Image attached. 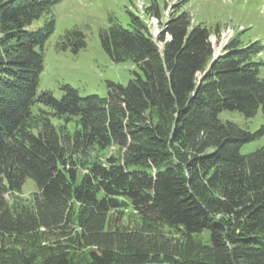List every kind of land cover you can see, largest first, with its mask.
<instances>
[{"label":"trees","instance_id":"obj_1","mask_svg":"<svg viewBox=\"0 0 264 264\" xmlns=\"http://www.w3.org/2000/svg\"><path fill=\"white\" fill-rule=\"evenodd\" d=\"M57 2L0 0V264H264V144L241 152L263 128L219 118L264 110L253 58L261 46L213 57L209 31L190 26L185 13L168 17L159 46L132 16L98 35L112 62L134 65L127 84L108 81L104 96L60 84L57 98L38 92L55 26L45 14ZM82 41L68 29L59 49L76 53ZM51 118L77 128L59 129ZM110 146L117 153L90 159ZM27 179L39 190L33 206L11 208L8 192ZM121 207L137 213L138 228L114 223L109 212ZM204 230L209 244L193 238ZM42 233L65 243L37 245Z\"/></svg>","mask_w":264,"mask_h":264},{"label":"rangeland","instance_id":"obj_2","mask_svg":"<svg viewBox=\"0 0 264 264\" xmlns=\"http://www.w3.org/2000/svg\"><path fill=\"white\" fill-rule=\"evenodd\" d=\"M180 13H185L190 26L207 28L213 46V57L234 45L261 46L253 58L259 62V75L264 79V0H58L50 13L45 14L55 20V26L43 46L44 65L39 77L38 92L48 90L59 98L62 95L60 84H69L81 95L104 96L108 81L127 84L136 70L134 65L129 61L112 62L101 48L99 31L111 23L127 27L131 23V17L136 16L157 42L168 17ZM46 16L34 22V26L38 27L43 23ZM71 28L79 29L84 38L82 49L76 53L70 46L59 49L64 32ZM157 43L161 45V42ZM38 107V104H34L32 110L37 111ZM219 118L230 120L249 131L263 128L264 132V110L261 109L251 118H245L238 111L223 110L219 113ZM51 123L69 132L77 128L71 122L64 123L56 118H51ZM263 144L264 133L243 144L241 152L249 153ZM115 153L117 148L110 146L102 151H93L90 159L96 156L104 160ZM77 166L78 175L81 176L86 168L80 163ZM38 195L36 184L27 179L19 191H9L6 200L11 208L32 207ZM109 215L114 223L117 222L124 229L139 227L140 218L131 207L110 210ZM160 231L178 236V233L166 226H161ZM40 237L37 245L56 247L65 243L58 234L42 233ZM193 238L198 243L209 244L207 230L193 235ZM30 241L28 238L24 242L27 244Z\"/></svg>","mask_w":264,"mask_h":264},{"label":"water","instance_id":"obj_3","mask_svg":"<svg viewBox=\"0 0 264 264\" xmlns=\"http://www.w3.org/2000/svg\"><path fill=\"white\" fill-rule=\"evenodd\" d=\"M113 264H121V263H113ZM128 264H174L169 261H162V262H145V263H128Z\"/></svg>","mask_w":264,"mask_h":264}]
</instances>
